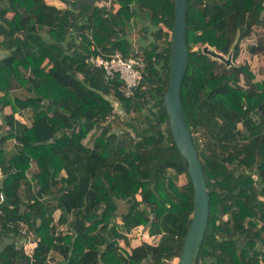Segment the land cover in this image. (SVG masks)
<instances>
[{"label": "trees", "instance_id": "16d2710c", "mask_svg": "<svg viewBox=\"0 0 264 264\" xmlns=\"http://www.w3.org/2000/svg\"><path fill=\"white\" fill-rule=\"evenodd\" d=\"M63 1L0 0V264H177L194 191L163 103L174 0H104L91 14ZM263 1H186L180 99L209 196L193 264H264V79L201 50L227 55L236 40V58L264 27ZM115 52L144 64L129 96L89 62ZM29 107L27 124L15 115ZM136 227L156 243L132 246Z\"/></svg>", "mask_w": 264, "mask_h": 264}, {"label": "water", "instance_id": "95a60500", "mask_svg": "<svg viewBox=\"0 0 264 264\" xmlns=\"http://www.w3.org/2000/svg\"><path fill=\"white\" fill-rule=\"evenodd\" d=\"M99 0H78L75 4H69L68 9L77 10L82 4H88L89 14ZM186 1L174 0V19L171 29V44L169 52V82L163 95V103L166 109L171 135L177 146L183 162L187 164V172L192 182L194 191V207L190 225L185 234L182 250L177 264H193V257L199 245L203 241L209 217V196L203 170L198 157V151L194 146L192 134L184 120L180 99V86L188 61V49L185 42L186 32ZM237 41L235 40L229 53L224 55L217 52L208 44L202 47V53L212 59L225 64L226 67L236 66L233 63V51ZM264 104L258 107L260 111Z\"/></svg>", "mask_w": 264, "mask_h": 264}, {"label": "rangeland", "instance_id": "374dc122", "mask_svg": "<svg viewBox=\"0 0 264 264\" xmlns=\"http://www.w3.org/2000/svg\"><path fill=\"white\" fill-rule=\"evenodd\" d=\"M52 0H49V2H51ZM60 1V0H59ZM97 5L99 6H108L109 3L105 2L104 0H99L98 2H96ZM64 3L61 2L59 4V7L63 8L64 7ZM263 5H264V1H263ZM137 30H135L136 32ZM250 38L248 39H243L240 43H239V53L237 55L236 58H233V63L236 66L239 65H245L253 74H254V81H262L264 79V53L262 54H251L248 52L247 47L251 44H256L257 41L260 39L264 42V27L258 26L253 28L252 34L249 36ZM241 84H244L243 79L240 80ZM13 92L12 94L18 93V95H22L24 94V92L19 89V88H15L12 87ZM17 91V92H14ZM30 108V107H29ZM31 109V108H30ZM116 110H119V108H116ZM23 111V110H22ZM18 116H22L21 114H17ZM25 119V122H27V124H29L30 122H28V120L31 119V117H26V116H22ZM98 134V131L92 132L91 134H89L84 140L83 143L87 146H92L93 143V139L95 137V135ZM195 137L197 140L200 139V136L202 137V132L197 133L195 132ZM70 220H72V216L70 217ZM63 230L66 231V227H63ZM77 231L79 233H84V226L80 225L77 229ZM126 236H128L129 240H130V244L132 246L139 244L141 242H148L151 244H155L157 239H153L152 236H150L147 232V229H141L140 227H136L134 229H132V231H130L129 233H125ZM32 239L29 238L27 241H25L22 244V247L24 248L25 251L31 253L32 248H33V242L31 241ZM122 246V248L125 246L122 242L120 243Z\"/></svg>", "mask_w": 264, "mask_h": 264}, {"label": "built area", "instance_id": "2783aa9c", "mask_svg": "<svg viewBox=\"0 0 264 264\" xmlns=\"http://www.w3.org/2000/svg\"><path fill=\"white\" fill-rule=\"evenodd\" d=\"M92 67L101 69L106 79L117 76L123 83V92L126 96L133 93L140 84L144 74V64L141 59L129 56L125 57L119 52L111 55L97 54L89 58ZM4 200L0 192V204Z\"/></svg>", "mask_w": 264, "mask_h": 264}, {"label": "crops", "instance_id": "0c3cea01", "mask_svg": "<svg viewBox=\"0 0 264 264\" xmlns=\"http://www.w3.org/2000/svg\"><path fill=\"white\" fill-rule=\"evenodd\" d=\"M49 4H53V5H56V6H58L59 7V4L61 3V2H63L65 5H66V1H63V0H52L51 2H49V0H46ZM65 5H64V7H65ZM136 36V35H135ZM8 53H9V51L7 50V48H5V47H3L2 45H0V59H2V58H4L5 56H7L8 55ZM21 115L22 116H26V117H31V119L30 120H28V122H32V111H31V109H29V108H27V109H25V110H23L22 112H21ZM16 116V118L17 119H19L20 121H22V122H24V123H27V122H25V119L22 117V116H18L17 114L15 115ZM29 123V124H30Z\"/></svg>", "mask_w": 264, "mask_h": 264}]
</instances>
